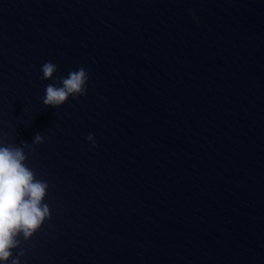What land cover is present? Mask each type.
<instances>
[{
    "label": "water",
    "instance_id": "obj_1",
    "mask_svg": "<svg viewBox=\"0 0 264 264\" xmlns=\"http://www.w3.org/2000/svg\"><path fill=\"white\" fill-rule=\"evenodd\" d=\"M0 140L49 185L21 264H264V0H0Z\"/></svg>",
    "mask_w": 264,
    "mask_h": 264
},
{
    "label": "clouds",
    "instance_id": "obj_2",
    "mask_svg": "<svg viewBox=\"0 0 264 264\" xmlns=\"http://www.w3.org/2000/svg\"><path fill=\"white\" fill-rule=\"evenodd\" d=\"M57 65L45 61L41 65V79H52ZM88 73L85 67L70 70L60 78L59 84L45 86L42 102L48 106L62 105L69 97L87 91ZM87 139L95 145L93 133ZM43 136L36 133L32 143H40ZM28 143H7L0 140V264H21L19 251L13 250L20 244V237L30 238L50 217V206L45 201L47 181L37 178L28 166L25 148Z\"/></svg>",
    "mask_w": 264,
    "mask_h": 264
}]
</instances>
